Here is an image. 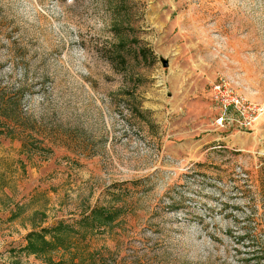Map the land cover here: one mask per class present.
I'll return each mask as SVG.
<instances>
[{
	"label": "rangeland",
	"instance_id": "1",
	"mask_svg": "<svg viewBox=\"0 0 264 264\" xmlns=\"http://www.w3.org/2000/svg\"><path fill=\"white\" fill-rule=\"evenodd\" d=\"M219 77L264 102V0H0V264H264Z\"/></svg>",
	"mask_w": 264,
	"mask_h": 264
},
{
	"label": "built area",
	"instance_id": "2",
	"mask_svg": "<svg viewBox=\"0 0 264 264\" xmlns=\"http://www.w3.org/2000/svg\"><path fill=\"white\" fill-rule=\"evenodd\" d=\"M212 92L220 107L215 118L218 127L250 128L264 113V102L250 98L226 77H219L212 83Z\"/></svg>",
	"mask_w": 264,
	"mask_h": 264
},
{
	"label": "trees",
	"instance_id": "3",
	"mask_svg": "<svg viewBox=\"0 0 264 264\" xmlns=\"http://www.w3.org/2000/svg\"><path fill=\"white\" fill-rule=\"evenodd\" d=\"M4 94V92H3ZM10 104V98L6 97V95L0 94V108L7 111L8 105Z\"/></svg>",
	"mask_w": 264,
	"mask_h": 264
},
{
	"label": "water",
	"instance_id": "4",
	"mask_svg": "<svg viewBox=\"0 0 264 264\" xmlns=\"http://www.w3.org/2000/svg\"><path fill=\"white\" fill-rule=\"evenodd\" d=\"M164 63H165V64H168V61H167V60H165V61H164Z\"/></svg>",
	"mask_w": 264,
	"mask_h": 264
}]
</instances>
